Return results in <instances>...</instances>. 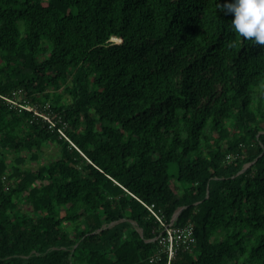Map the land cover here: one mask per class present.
Returning a JSON list of instances; mask_svg holds the SVG:
<instances>
[{
    "label": "trees",
    "instance_id": "16d2710c",
    "mask_svg": "<svg viewBox=\"0 0 264 264\" xmlns=\"http://www.w3.org/2000/svg\"><path fill=\"white\" fill-rule=\"evenodd\" d=\"M223 2L0 0V264H166L150 205L171 264H264V46Z\"/></svg>",
    "mask_w": 264,
    "mask_h": 264
},
{
    "label": "built area",
    "instance_id": "2783aa9c",
    "mask_svg": "<svg viewBox=\"0 0 264 264\" xmlns=\"http://www.w3.org/2000/svg\"><path fill=\"white\" fill-rule=\"evenodd\" d=\"M2 96V95H1ZM8 102L12 103L14 106H17L19 110L26 109L31 111L32 107L28 105L26 102L25 96L21 94H17L16 92H12L11 96H2ZM48 106V105H47ZM39 114L38 110L35 112ZM43 118L53 126V119L48 115H43ZM59 132L63 134V131L59 129ZM151 213L156 217L157 221L160 224V228L156 235L150 239L151 241H157L159 247V251L153 254L150 258V261H160L162 258V254L166 255V264H171V260L176 256L179 246L181 249H188L195 244V237L193 234V229L191 226L186 227H178L175 226V221L179 214V209H177L169 222H166L162 219V216L156 213L153 209V205L147 206Z\"/></svg>",
    "mask_w": 264,
    "mask_h": 264
},
{
    "label": "clouds",
    "instance_id": "9594fccd",
    "mask_svg": "<svg viewBox=\"0 0 264 264\" xmlns=\"http://www.w3.org/2000/svg\"><path fill=\"white\" fill-rule=\"evenodd\" d=\"M218 9L230 15L231 30L254 46H264V0H224ZM230 43L229 47H235Z\"/></svg>",
    "mask_w": 264,
    "mask_h": 264
},
{
    "label": "rangeland",
    "instance_id": "374dc122",
    "mask_svg": "<svg viewBox=\"0 0 264 264\" xmlns=\"http://www.w3.org/2000/svg\"><path fill=\"white\" fill-rule=\"evenodd\" d=\"M110 40L118 41V40H116V38H113V37ZM21 95H24V94H21ZM24 96L26 97V95H24ZM22 155L27 157L29 154L27 152H22ZM57 155H58V148L55 145H53V144L45 143V144L42 145L41 151L39 152V160L35 161V162L27 160L26 166L33 167V168L37 167L41 163H46L49 160H52V159L56 158ZM10 157H12V155H10L9 158ZM248 166H249V163H245L243 165V169H245ZM168 171H169V173L171 175H175L176 166L174 164H170L169 168H168ZM20 208L26 210L27 206L25 204H21ZM66 226H69V225H67V223H66ZM136 228H137V226H136ZM137 229L139 231H141L139 228H137Z\"/></svg>",
    "mask_w": 264,
    "mask_h": 264
},
{
    "label": "water",
    "instance_id": "95a60500",
    "mask_svg": "<svg viewBox=\"0 0 264 264\" xmlns=\"http://www.w3.org/2000/svg\"><path fill=\"white\" fill-rule=\"evenodd\" d=\"M183 207H181L180 209H179V212H180V210L182 209ZM133 224H135V222H132Z\"/></svg>",
    "mask_w": 264,
    "mask_h": 264
}]
</instances>
